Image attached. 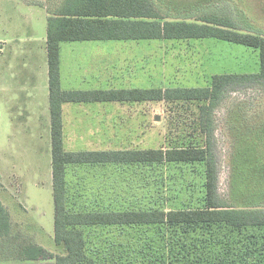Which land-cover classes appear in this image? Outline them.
Returning <instances> with one entry per match:
<instances>
[{
	"label": "rangeland",
	"instance_id": "1",
	"mask_svg": "<svg viewBox=\"0 0 264 264\" xmlns=\"http://www.w3.org/2000/svg\"><path fill=\"white\" fill-rule=\"evenodd\" d=\"M64 1L0 0V198L15 225L55 254L64 250L54 239L51 122L46 114L49 111L45 112V104L50 103L45 95L49 92L47 18ZM153 1L168 19L196 20L206 13H218L233 18L240 31L264 35V0ZM92 45L64 42L62 66L84 64L86 78L95 76L99 85L109 83L117 88L206 86L214 73L256 72L260 68L257 49L213 38L117 43L92 50L89 59L91 52L84 51L83 59L74 61L77 52ZM25 93L37 102V110L33 102L27 109L31 116H37L30 124L18 122V115L27 116L20 110L28 105V101L23 104ZM70 106L67 120L65 117V147L69 151L167 148L203 141L196 131L197 103L97 102ZM84 123L98 128H85ZM213 126L219 193L228 200L238 144L243 157L257 155L264 160V83L227 90L213 112ZM205 179L203 162L72 164L67 176L68 207L73 211L200 207L204 204ZM202 230L102 227L91 230L90 238L96 247L102 244L110 248V242L124 241L136 256L139 250L151 248L155 256L164 253L167 264H189L184 251L200 252L211 259L214 254L210 252L224 250L221 254L239 258L247 249L246 243L259 247L261 242L251 243L255 237L243 238L225 228L219 229L220 234L232 235L238 242L231 240L212 250L202 246L201 237L212 238Z\"/></svg>",
	"mask_w": 264,
	"mask_h": 264
},
{
	"label": "trees",
	"instance_id": "2",
	"mask_svg": "<svg viewBox=\"0 0 264 264\" xmlns=\"http://www.w3.org/2000/svg\"><path fill=\"white\" fill-rule=\"evenodd\" d=\"M218 39L259 51L256 72L214 73L206 86H149L92 90H65L60 79V43L95 40H192ZM47 56L51 112L52 179L54 197V239L64 252L55 254L38 244L13 222L10 210L0 198V264H167L165 254L155 256L129 244L110 242L112 247L93 246L91 230L102 227L142 228L167 226L183 232L197 227L212 235L202 246L227 245L232 235L256 239L239 258L214 250V258L200 252H185L189 264H264V160L243 157L239 144L232 159L230 197L223 199L218 187L217 156L214 151L213 112L227 90L238 85L264 83V35L240 31L233 18L206 13L196 20L168 19L153 0H65L48 17ZM162 101L191 105L197 103V137L181 145L160 148L95 149L69 151L64 142L63 104L67 102ZM241 138V137H240ZM203 162L204 204L181 209L70 210L68 168L72 164ZM230 199V201H229ZM201 231V230H200ZM256 232V233H255ZM259 232V235L257 234ZM262 238V239H260ZM199 239V238H198ZM254 239V238H253ZM116 245V246H115ZM200 245V244H198ZM153 247V246H152ZM198 247V246H196ZM259 250V251H258ZM230 251V250H228ZM208 257V256H206ZM240 260V261H239Z\"/></svg>",
	"mask_w": 264,
	"mask_h": 264
},
{
	"label": "crops",
	"instance_id": "3",
	"mask_svg": "<svg viewBox=\"0 0 264 264\" xmlns=\"http://www.w3.org/2000/svg\"><path fill=\"white\" fill-rule=\"evenodd\" d=\"M47 30H48V18H47ZM134 40L131 41H121V40H95V41H63L60 43V79H61V86L63 89L65 90H92V89H109V88H117V87H113L112 85H110L109 83L103 84V85H99V78H95V76H91L90 78H86L85 74H84V69L86 67V65L84 64H80L79 66L77 64H75V68L72 67L71 65L67 64L62 66V44L64 42H81V43H92V46H88V47H84L81 51L76 53V58L74 59V61H79L80 59H83L81 54L84 53V51H89V53L91 52L90 56H88V59L90 57H92L93 52L92 50L96 49V48H110L111 46L116 45L117 43H131ZM111 42H113V44H110ZM117 42V43H114ZM135 42V41H134ZM73 52L75 53V50H73ZM69 60H67L68 62ZM71 63V62H69ZM1 78V76H0ZM3 79V78H2ZM33 79V78H32ZM4 80V79H3ZM1 80V81H3ZM48 86H49V66H48ZM132 87H140L143 88L144 86H132ZM124 88V87H121ZM24 95V101L23 104L28 101V105H22L21 109L22 111H24L25 113H27V116H20L18 115V122H22V123H29L33 120H37V116H31L32 114H30V112H27V109L31 106V103L33 102L32 99L28 98L30 93H25ZM46 99L49 97L50 99V91L46 92ZM50 101V100H49ZM35 104V110H37V102L34 101L33 102ZM71 103H76L77 105H84V104H91L92 102L89 103H77V102H67L63 104V123H64V142H65V137H66V133H65V128H66V122H65V117L67 120V115H68V111L70 110V104ZM93 103H97V102H93ZM102 103V102H99ZM105 103V102H103ZM111 103V102H108ZM50 103H46L45 104V112L46 114L48 113L50 116V122H51V112H50V105H48ZM29 110V109H28ZM39 110V109H38ZM13 120L14 117H12ZM40 120V117H39ZM84 127L86 128H98V125H91L90 123L88 124H83ZM52 149V148H51ZM53 177V176H52ZM52 185H53V179H52Z\"/></svg>",
	"mask_w": 264,
	"mask_h": 264
}]
</instances>
